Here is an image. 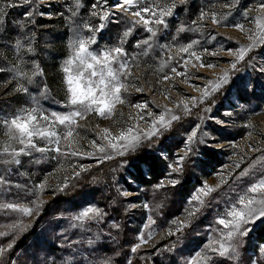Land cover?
Returning a JSON list of instances; mask_svg holds the SVG:
<instances>
[{
    "label": "rangeland",
    "instance_id": "1",
    "mask_svg": "<svg viewBox=\"0 0 264 264\" xmlns=\"http://www.w3.org/2000/svg\"><path fill=\"white\" fill-rule=\"evenodd\" d=\"M120 2L0 0V6L13 5L0 13V264H134L154 257L161 264H264V236L256 234L264 217L241 224L240 231H249L230 241V228L218 223L264 177V0H133L131 7H118ZM146 7L143 19L132 14ZM168 9L165 22L155 24L153 12ZM90 36L94 54L123 49L118 62L110 61L114 69L125 65L120 102L104 116L92 110L74 123L42 122L56 136L33 142L47 150L31 149L15 163L2 149L21 145L10 140L4 121L25 109H35L38 119L75 111L67 106L63 68L73 40ZM241 48L244 58L237 60ZM36 65L42 74L32 76ZM88 80L85 74L72 87L79 90ZM91 80L99 98V77ZM21 85L27 92L18 90ZM161 115L167 127L160 126ZM143 146L163 160L162 178L149 187L131 167ZM103 163L114 164L107 179L48 206ZM140 169L148 177V168ZM249 196L259 208L264 193ZM46 209L50 217L29 235ZM89 209L100 214L81 219ZM24 236L27 243L14 249ZM221 243L236 251L229 247L221 255Z\"/></svg>",
    "mask_w": 264,
    "mask_h": 264
},
{
    "label": "snow or ice",
    "instance_id": "2",
    "mask_svg": "<svg viewBox=\"0 0 264 264\" xmlns=\"http://www.w3.org/2000/svg\"><path fill=\"white\" fill-rule=\"evenodd\" d=\"M27 2V0H25ZM77 6L79 5V0H76ZM133 6V0H121L118 7ZM13 6L11 3H8L5 6H0V13L4 12L5 7ZM261 7H264V3L261 4ZM149 8L138 9L132 14L141 17V12H148ZM170 13V9L166 11H161L157 16L155 12L153 15L156 16L154 20L155 24H163L165 21L163 17L166 14ZM74 14V13H73ZM143 19V17H141ZM214 22L215 17H214ZM136 23V22H133ZM145 24L149 23V20H144ZM227 26V25H226ZM236 27H241L242 25H235ZM152 35H155L152 28L147 29ZM182 30V29H181ZM89 31H92L91 27H89ZM128 33H125L127 36ZM95 42V37L90 36L87 39L85 38H77L72 42V55L71 57L65 61V67L63 71L65 73V84L68 92V107L75 108L76 110L67 114L57 116L55 113L51 114V117L47 115H42L37 118L38 114L36 110L33 109L31 111L25 109L21 113L16 114L10 120L4 121L7 125L9 132L10 140H14L17 144L21 145V147L17 150L12 147L9 143L3 146L2 152L3 154L10 155L12 157V161L15 163H19L17 157L21 154H27L29 150L35 149L36 151L43 152L47 150L44 147H37L33 142V137H39L41 139H49L56 136L54 131L48 132L45 130V126H42V122H45L46 126H52L55 123H59L64 125L66 123H74V117H81L83 113L87 111H98V114L104 116L107 113L110 114L111 106L116 102H120V92L122 88H125V85L120 80V69H123L125 65L123 63H118L117 68H113L110 61L118 62V57L123 55V49L121 47H116L114 49L105 50L102 53L94 54L93 51L89 50V45ZM143 43L148 44L149 41L145 40ZM21 45L17 44L19 48ZM192 45L189 44L186 48H183L182 51L187 52ZM31 51V49H29ZM245 49L241 48L239 50V54L237 55V60H242L244 58ZM191 55L195 56L196 54L193 52ZM199 59V57H197ZM96 66H99L100 70H94ZM204 66V65H201ZM212 66V65H208ZM235 67V64H233ZM172 71L175 73L176 68H173ZM73 72L75 75H73ZM42 73L39 70V66L36 65L32 76L41 75ZM87 74L89 76V80L84 84L83 88L72 87L73 83L76 80H80L82 83L84 81V76ZM17 75H22L26 79L31 82V77L27 76L26 73L17 72ZM99 77L98 80V91L100 93L99 98L97 97L96 91L94 88H97V84L91 80V77ZM168 77H165L167 79ZM107 81V82H106ZM24 92H27L26 88L21 87L18 89ZM126 90V88H125ZM140 107L139 105H136ZM171 120L178 119L177 116L173 115L170 117ZM160 126L162 128L167 127L168 124L164 121V116L160 117ZM131 131V130H129ZM67 136H72V132L69 131L66 134ZM196 133L193 132L192 136H195ZM119 139L123 140L125 137L122 135ZM191 140V137H189ZM57 143H59L57 141ZM112 148H116L117 145L115 143L111 144ZM11 149V151H10ZM59 151V147L55 149ZM100 151H104L103 148ZM211 191V189H210ZM264 193V177L259 178L255 182H253L248 188L245 189L244 194L238 197V200L230 205V208L225 213V218H220L218 223L223 225L224 228H230V230L226 233L227 240H232L233 237L238 234L240 236L246 235L248 228H245L243 231H240L241 224H250L253 222L254 218L264 217V196L258 201L260 207H253L254 204L257 203L255 196H249V194H258ZM206 194V193H205ZM243 206V208H241ZM7 208L16 209L15 205L8 204ZM19 211H22L26 214H31V209L28 208H19ZM89 212H94L96 215H99L100 212L97 209H89L81 214V219L88 217ZM231 218V219H228ZM231 226V227H230ZM11 247V245H9ZM139 247V245H137ZM232 251L235 252V245H229ZM229 247H225L223 243L220 244V254H224L229 250ZM133 252L136 251V248L132 249ZM213 251H217V249H213ZM264 251V248L261 249Z\"/></svg>",
    "mask_w": 264,
    "mask_h": 264
},
{
    "label": "trees",
    "instance_id": "3",
    "mask_svg": "<svg viewBox=\"0 0 264 264\" xmlns=\"http://www.w3.org/2000/svg\"><path fill=\"white\" fill-rule=\"evenodd\" d=\"M133 156L137 157L138 160L136 163H132L131 167L139 173V177H138L139 183H141L145 187H149L153 184L158 183L159 180L162 178L163 160H161L158 156L147 152L145 150L144 146L141 149H139L136 152V154H134ZM133 156H131V157L129 156L127 161H131ZM141 165H145L148 168V177L142 176V172L140 169ZM113 166H114V164H112V163L111 164L110 163H103V164L97 166L96 168H93L90 171H87L81 177V179L78 181L77 186L75 188L71 189L67 193H64L62 195L60 194L55 199H53L49 203L48 206H52L55 204L60 205L61 203L68 201V199H70L72 196L77 197L79 195V193H81V191L92 186L95 181L107 179L109 174H110L111 168ZM133 173L131 172L132 176H135ZM188 179H190V176H188ZM76 189L79 191H76ZM81 189H83V190H81ZM49 214H50L49 210L46 209L44 211L43 215H41L38 218V220L36 221V223L34 224V228L29 235L36 233L39 223L48 219L50 217ZM256 234L259 235V237L264 236V226H262L259 230H257ZM27 241H28V236L22 237L17 242L14 249H21L27 243ZM135 261L136 262H134V264H161V261L158 259V257H154L152 263H150V262L149 263H143L142 260H138V259H136Z\"/></svg>",
    "mask_w": 264,
    "mask_h": 264
}]
</instances>
